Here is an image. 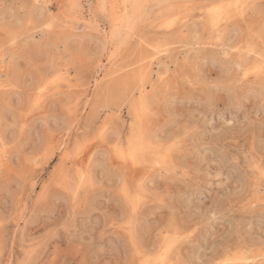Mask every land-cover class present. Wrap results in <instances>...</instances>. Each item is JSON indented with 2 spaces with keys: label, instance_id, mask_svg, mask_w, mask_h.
<instances>
[{
  "label": "rangeland",
  "instance_id": "obj_1",
  "mask_svg": "<svg viewBox=\"0 0 264 264\" xmlns=\"http://www.w3.org/2000/svg\"><path fill=\"white\" fill-rule=\"evenodd\" d=\"M138 1L176 5L152 9L154 19L211 0ZM118 2L114 13L111 0H0V264H140L164 245L173 264L226 258L229 249L258 257L264 80L249 76L237 91L232 67L225 79L199 9L184 11L185 29L157 21L139 30L142 42L135 37L124 53L113 19L124 32L122 21L142 10L135 0ZM250 2L257 7L244 20L225 25V38L231 34L240 47L231 54L240 67L256 62L245 48L251 38L259 50L264 27L261 0ZM94 20L99 34L87 29ZM164 34L181 42L161 49L148 71L140 51L154 52ZM118 56L124 68L105 78ZM142 70L138 108L130 99L103 107L113 76L134 84ZM139 136L146 144L135 151Z\"/></svg>",
  "mask_w": 264,
  "mask_h": 264
},
{
  "label": "snow or ice",
  "instance_id": "obj_2",
  "mask_svg": "<svg viewBox=\"0 0 264 264\" xmlns=\"http://www.w3.org/2000/svg\"><path fill=\"white\" fill-rule=\"evenodd\" d=\"M132 7L134 9H141L142 13L138 18H130L129 23L130 25L135 23L138 25V30H143L150 25L157 23L156 20L149 18L152 9L165 7L175 8L176 5L140 3L135 4ZM180 7L190 10L199 9L202 12H206V17L204 18L211 26L213 39L215 41V43L210 46L216 48L218 51L220 66L225 72V79L229 75L227 67L237 69L232 80V84L237 87V91L247 87L246 81L249 76H256L257 78L264 80V27H262L258 34L260 41V48L258 51L254 50L252 39L250 38L248 40V46L245 48V51L248 53L249 57H254L256 62L248 60L244 67L232 63L234 58L231 54L239 52L240 47L233 42L231 34H229L227 38H225L224 35L225 25L232 21L244 20L249 12L256 8L257 5L251 3L250 0H217V2L210 4H185ZM259 8L261 12L264 13V0H261ZM181 15V13L171 12L169 15L164 16L163 19L168 21L166 26L172 27L176 21L180 19ZM13 43H15V40H13ZM156 50H160L159 46ZM224 91H226L229 96V103H234L232 90L230 88H225ZM40 103L41 98L38 97L34 107L39 106ZM100 135L102 136L103 133L101 132ZM43 195L44 194L42 193V196ZM190 235V233L186 234L185 236L179 237V239H189ZM169 254L170 245H164L157 252H146L140 264H173ZM249 255L253 254L249 253L248 255H242L239 249H237L236 253H232L231 249H229V254L226 258L220 259L209 257L203 261V264H213L214 260L215 264H257V260L259 261V264H264V245L261 246V252L258 257L250 259L248 258Z\"/></svg>",
  "mask_w": 264,
  "mask_h": 264
},
{
  "label": "bare ground",
  "instance_id": "obj_3",
  "mask_svg": "<svg viewBox=\"0 0 264 264\" xmlns=\"http://www.w3.org/2000/svg\"><path fill=\"white\" fill-rule=\"evenodd\" d=\"M107 1L108 0H101L102 5L105 6V4H107ZM118 1L119 0H111V2H112L111 3V10L114 13H115V10L118 8V3H119ZM138 2H139L138 0H135L134 5L135 4H138ZM215 2H217V0H211V1H208L207 3H205V4H210V3H215ZM193 4H197V2H193ZM187 10L188 9H185L184 11H187ZM184 11L181 10V9H178V10L177 9H175V10L174 9H171L168 12L166 11V13H162V14L156 16L154 18V20L158 21L159 22V26L165 28V30H172L175 27H177V25L179 23L181 24V22H182V26H183L182 29H185V28H187V24H188L189 21L187 20L188 17L185 16L186 15L185 14L186 12H184ZM171 12L181 13L182 15L180 16V19L177 20L176 23L172 27H167L166 25L168 24V21L167 20H164L163 17L166 16V15H169ZM116 18H118V17H116ZM116 18L113 19L114 24H113L112 34L115 36V38H116V36L118 38H121V40L119 39V41H122L123 44H126L127 47L124 48L125 49L124 50V53H125L127 51V49L130 47L131 40H133L135 37H137L138 42H140V43L142 42V40H143L142 39V34L141 33H138L139 32L138 27H135L134 26V23L130 25V23H129V20L130 19H125V20L122 21V22H124V26H123L124 32H121L119 30L121 28L120 27L121 25H119V22H118L119 20L116 19ZM52 24L53 23L51 22L50 25L52 26ZM87 29L88 30H95L98 34L102 31L101 28H100V26L98 25V22L95 23V20L94 21H88V23H87ZM180 33H182V31H180L178 34H180ZM88 35H90V34H88ZM161 37H162L161 39L160 38H157L155 40L156 42H155V45L153 46L154 52L147 51V50H144V49L143 50L141 49V51H140V56H139L140 61H145V60L149 61L148 67H146V65H143V66H145L146 70L150 69V66H152V61L157 58V56L159 55V53H163L164 52L161 49H164L166 46L171 45L172 43H175V42H178V41L181 42V39L179 38V35H177V34H168V35L167 34H164V36H161ZM125 38H127L128 40H126ZM102 41L104 42L105 39H103ZM106 46H107V43H104L103 44V48L102 47L101 48L102 49H105ZM158 46L160 48L159 51L156 50ZM104 52H105V50H104ZM124 66H125V63L124 62H120V56L115 57V58L109 60V67H108V69H106L107 71H105V75H104L105 78L111 77L113 74H117L118 72H120L124 68ZM145 74L146 73L143 70L140 71V72H138L137 76L133 79L134 84H130V82H131L130 79L131 78L129 79L128 78L129 76L127 78H126V76H123L124 78L121 76V78H123V80L124 79H127V80L120 81V83L119 82L117 83V80H118L117 78L118 77L114 79V76H113V78H111L109 82H110V84H113L114 83V85H108V87H107V95H106V99L107 100L104 102V106L103 107L111 108L113 106H121V103H123L126 100H129L130 99V105L134 109L138 108L137 107L138 106V103H136V101L133 99L134 98L133 95H134L135 91L140 90L142 92V90L144 89V87H145V82L144 81L147 79L146 78L147 75H145ZM135 81H136V84H135ZM139 82L141 83L140 85L138 84ZM118 87H122L124 89V91H122L121 92L122 94H120V95H114V91H117V88ZM125 92L128 93L129 97L126 98ZM145 144L146 143L143 140V137L142 136H139V139L135 143H131V146L133 145L132 146L133 150L137 151V150L142 149ZM148 145H150V144H148Z\"/></svg>",
  "mask_w": 264,
  "mask_h": 264
}]
</instances>
